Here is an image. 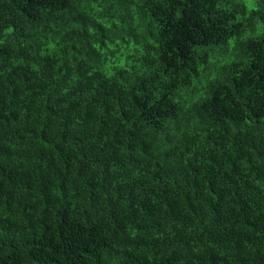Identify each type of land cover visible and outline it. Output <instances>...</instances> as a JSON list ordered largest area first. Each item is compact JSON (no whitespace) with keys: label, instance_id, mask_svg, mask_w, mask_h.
<instances>
[{"label":"trees","instance_id":"obj_1","mask_svg":"<svg viewBox=\"0 0 264 264\" xmlns=\"http://www.w3.org/2000/svg\"><path fill=\"white\" fill-rule=\"evenodd\" d=\"M0 264H264V0H0Z\"/></svg>","mask_w":264,"mask_h":264},{"label":"rangeland","instance_id":"obj_2","mask_svg":"<svg viewBox=\"0 0 264 264\" xmlns=\"http://www.w3.org/2000/svg\"><path fill=\"white\" fill-rule=\"evenodd\" d=\"M249 6H251V4L249 3Z\"/></svg>","mask_w":264,"mask_h":264}]
</instances>
